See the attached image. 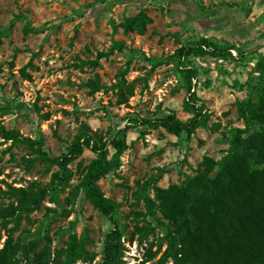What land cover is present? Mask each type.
Returning a JSON list of instances; mask_svg holds the SVG:
<instances>
[{"label": "rangeland", "instance_id": "obj_1", "mask_svg": "<svg viewBox=\"0 0 264 264\" xmlns=\"http://www.w3.org/2000/svg\"><path fill=\"white\" fill-rule=\"evenodd\" d=\"M140 14L148 17L142 30L133 25ZM201 36L230 54L188 55L183 63L173 57ZM263 58L264 0H0V123L40 140L51 156L65 153L84 126L94 142L105 143L108 158L113 137L126 141L120 165L97 179L116 204L111 215L82 189L75 192L96 156L84 147L68 164L67 186L48 191L28 213L0 218V249L10 238L16 264H36L42 250L49 251L42 256L49 263L66 264L63 250L75 234L90 242L85 257L69 264H101L105 236L117 224L124 264H156L167 225L158 210L146 214L143 186L153 197V185L194 175L203 155L219 159L228 152L231 128L246 126L239 103L259 82ZM179 67L194 71L191 101L208 111L206 126L189 138L163 127L126 129L134 119L170 111L181 121L191 116ZM214 123L216 130L209 128ZM259 127L249 126L244 136ZM36 157L28 144L0 136V209L17 203L13 188L50 184L57 165ZM136 225L152 230L142 238Z\"/></svg>", "mask_w": 264, "mask_h": 264}, {"label": "trees", "instance_id": "obj_2", "mask_svg": "<svg viewBox=\"0 0 264 264\" xmlns=\"http://www.w3.org/2000/svg\"><path fill=\"white\" fill-rule=\"evenodd\" d=\"M147 20L146 15L140 14L138 22L133 21V25L142 30ZM126 23L132 27V20ZM206 52L219 56L227 52L230 54L229 48L201 36L189 45L177 48L173 57L177 56L178 62L183 63L188 55ZM258 66L259 82L251 95L239 103V115L246 126L231 128L228 152L219 159L203 155L196 173L187 176L181 183H171L166 187L153 185V197L147 194V188L143 186L146 214L154 216L158 210L166 219L167 231L163 236L166 246L156 264H162L168 257L172 258L173 264H264V58L258 62ZM179 68L189 93L183 106L191 112V116L181 121L170 111L153 118L134 119L132 124L124 126L126 129L137 125L163 127L189 138L196 128L206 126L208 111L191 101L194 71L191 68ZM88 84L95 87L92 81ZM254 124L260 127L244 136L249 126ZM217 127V123L209 126L213 130ZM85 128L72 140L65 153L51 156L42 149L40 140L23 136L0 123L2 138L28 144L37 153L36 158L47 162L48 166L58 167L52 173L48 185L31 182L26 188H13L17 203H9L0 209L3 221L7 222L22 212L28 213L38 208L48 191L55 190L57 186L61 189L67 186L71 176L68 164L81 155L84 147L91 149L96 156L75 186V192L82 189L85 198L95 208L104 215H111L116 204L104 196L97 179L120 165L126 141L124 137H113L111 144L115 151L113 157L108 158L105 143L94 142ZM145 186L148 187L149 183L145 182ZM136 228L142 231V238L152 230L142 225H136ZM121 235L117 224L106 234L101 264H124L121 259ZM68 240L63 250L66 264L85 257L87 250L84 245L90 242V238L85 236L78 239L75 234H71ZM160 247L161 243L157 250ZM14 249L10 238H7L0 249V264H16L10 258ZM45 254H49V251H40L33 261L36 264H52L47 258H42ZM154 254L156 250L151 256Z\"/></svg>", "mask_w": 264, "mask_h": 264}]
</instances>
